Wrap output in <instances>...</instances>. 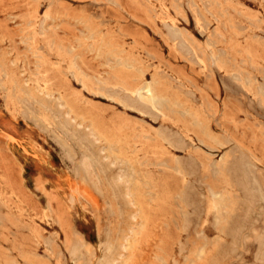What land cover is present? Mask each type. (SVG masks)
I'll return each instance as SVG.
<instances>
[{"label": "rangeland", "instance_id": "1", "mask_svg": "<svg viewBox=\"0 0 264 264\" xmlns=\"http://www.w3.org/2000/svg\"><path fill=\"white\" fill-rule=\"evenodd\" d=\"M0 264H264V0H0Z\"/></svg>", "mask_w": 264, "mask_h": 264}, {"label": "bare ground", "instance_id": "2", "mask_svg": "<svg viewBox=\"0 0 264 264\" xmlns=\"http://www.w3.org/2000/svg\"><path fill=\"white\" fill-rule=\"evenodd\" d=\"M169 27V26H168ZM173 34V33H172ZM200 60V59H199ZM143 92V91H142ZM157 104V103H156ZM158 106V105H157ZM92 127V126H91ZM89 130V129H88ZM93 137V136H92ZM68 155V154H67ZM241 156V155H240ZM121 175V174H120ZM248 185V184H247ZM116 186V185H115ZM128 190V189H127ZM129 194V193H128ZM127 196V195H126ZM133 215V214H132Z\"/></svg>", "mask_w": 264, "mask_h": 264}]
</instances>
